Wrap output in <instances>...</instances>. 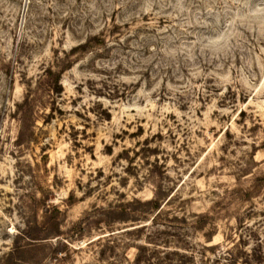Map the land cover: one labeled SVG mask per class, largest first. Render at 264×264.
Returning <instances> with one entry per match:
<instances>
[{
    "label": "rangeland",
    "instance_id": "rangeland-1",
    "mask_svg": "<svg viewBox=\"0 0 264 264\" xmlns=\"http://www.w3.org/2000/svg\"><path fill=\"white\" fill-rule=\"evenodd\" d=\"M140 249L264 264V0H0V264Z\"/></svg>",
    "mask_w": 264,
    "mask_h": 264
},
{
    "label": "trees",
    "instance_id": "trees-1",
    "mask_svg": "<svg viewBox=\"0 0 264 264\" xmlns=\"http://www.w3.org/2000/svg\"><path fill=\"white\" fill-rule=\"evenodd\" d=\"M149 258L148 257H145L143 254H142V249L139 250V254L137 255V258H136V262L135 264H142V263H146V264H150L149 263ZM178 264H182L181 263H178Z\"/></svg>",
    "mask_w": 264,
    "mask_h": 264
}]
</instances>
